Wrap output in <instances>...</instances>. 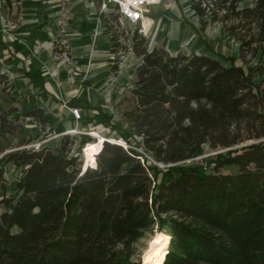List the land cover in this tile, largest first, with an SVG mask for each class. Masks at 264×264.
Here are the masks:
<instances>
[{
	"label": "trees",
	"instance_id": "1",
	"mask_svg": "<svg viewBox=\"0 0 264 264\" xmlns=\"http://www.w3.org/2000/svg\"><path fill=\"white\" fill-rule=\"evenodd\" d=\"M190 8L220 23L238 54L149 49L136 31L123 42L141 59L124 116L163 167L107 141L122 137L109 116L76 97L67 105L107 129L84 171L78 134L4 154L0 140V264H138L132 246L155 225L167 235L155 264H264V0H190ZM115 22L113 53L122 48ZM16 43L0 33L9 57ZM8 88L0 74L4 101ZM12 111L0 113V138L15 129ZM26 115L45 126L42 109ZM204 146L216 153L194 163ZM8 164L18 169L10 194Z\"/></svg>",
	"mask_w": 264,
	"mask_h": 264
},
{
	"label": "crops",
	"instance_id": "2",
	"mask_svg": "<svg viewBox=\"0 0 264 264\" xmlns=\"http://www.w3.org/2000/svg\"><path fill=\"white\" fill-rule=\"evenodd\" d=\"M100 5L101 0H0V14L13 26L9 32L17 39L18 47L12 57H9L5 48L0 51V74L9 79L12 95L21 101L27 98L31 105L29 110L42 109L45 125L48 118L56 115L50 128L73 129L77 120L71 114L66 118V112L62 110L65 104L70 107L67 104L72 98L86 100L91 106H97L107 99L101 93L105 91V87H99L104 86L107 81L105 74L113 52L108 16L100 11ZM161 5L162 3L152 7L154 13L157 9L162 10ZM186 9L194 16L193 19L185 18L188 13ZM202 19L191 10L190 0L181 9L171 8L160 17L154 16L157 44H147L148 48L159 46L175 53L173 49L178 44L186 48L185 45L190 40L191 43L195 41L193 46H189L190 50L192 47H200V53L210 55L201 48V40L207 39L198 26ZM1 27L0 21V29ZM58 37L67 40L70 57L65 58L55 52L52 44ZM6 39L13 41L9 37ZM56 53L57 57L53 56ZM54 57L63 61L57 63ZM64 60H71L69 63L74 65L72 67L79 70L75 81H81L80 86L84 88L82 96L75 95L77 85H72L65 75L51 76L54 74L51 73L53 68L58 73L65 68ZM140 61L132 51L125 50L114 70L112 84L129 83L134 78L135 67ZM80 112L81 115L90 114L87 109Z\"/></svg>",
	"mask_w": 264,
	"mask_h": 264
},
{
	"label": "rangeland",
	"instance_id": "3",
	"mask_svg": "<svg viewBox=\"0 0 264 264\" xmlns=\"http://www.w3.org/2000/svg\"><path fill=\"white\" fill-rule=\"evenodd\" d=\"M187 1L188 0H180V1L161 0L160 3H162L161 5L162 10L157 9L156 13H154L153 8H152V10L150 11V16L152 18H154V16L160 17L163 12H166V10H170L171 8H174L175 10L177 8L181 9V6L183 7L187 5ZM187 12H188L186 13L187 17L185 18L190 19V20L193 19L194 16L191 15L190 11H187ZM107 16L109 17V20L107 19V23H109V21L115 22V19L117 20L115 23L118 22V15L114 11H112V9H109V15ZM202 20L203 21L198 22V26L200 28L201 33L207 36V39L209 40V42H208V45H205L203 43L201 45L202 46L201 48L204 49V51L206 50L207 52H209L211 56H215L214 53L211 52L212 50H210L212 48H215L219 54L236 56L238 54V44L231 36H229L227 33L221 30L220 23L212 22L210 20L209 14L203 17ZM118 28L119 29H117L118 30L117 34L119 35V37H121L120 42H121L122 48L120 49L119 47L118 52L113 53L112 54L113 58L109 60L108 71H106L107 73L105 74V76H107L106 78L107 81L105 80L106 83L104 86L99 87V89L105 87L104 88L105 91L103 92L101 91V93H103L107 99L106 100L104 99L102 103H100L99 105L102 108V110L109 116L111 123L114 125V127L119 131L120 135L122 136V137L120 136L121 137L120 140L118 139H115V140L119 141L125 147H132L138 152H141V154H143L144 157H147L149 160L153 161L155 164L159 165L160 167H163V164L155 162L152 159V157L149 155V153L146 152L145 148L143 147L141 137H139L138 135L134 133L133 128L131 127V124L127 122L124 116V112L128 110L130 106H132L133 104L132 89L134 87L135 76L129 83H126L123 85H113L112 84V81L114 79L113 66L115 64L118 65L119 58L123 56V53H125L123 42L126 41V38L128 37L129 34L131 35L132 33L135 32L132 30L133 28L127 25L126 23H123V24L119 23ZM155 30H156V25L154 26V30L151 32V34L148 37H145L146 43L148 45H151L157 42ZM110 34H111V31H110ZM59 40H60V37L54 40L52 44L55 52L57 53L61 51L59 43H58ZM66 43H67V40H66ZM67 44H66L67 57H70L68 54L69 48ZM112 44L113 43H111V46ZM194 44H195V41L191 43V41L188 40L185 45L186 48H183L182 44L181 45L178 44V46H176L173 50L175 51V53L176 51H178V52L189 54L191 52H195V50H196V53H200V50H199L200 47L199 48L192 47V49L194 48V50L193 51L192 49L190 50L189 46L190 45L193 46ZM57 53L54 54L53 56L57 57ZM56 57H54V59L57 61V63L58 61L59 62L63 61L61 58H56ZM218 59L224 62L223 58L218 57ZM69 62H71V60L70 61L64 60L65 65L63 63L62 64L65 66V68L61 69L60 73H58V71L55 70V68H53L51 70V73L52 74L54 73L55 75L53 74L51 76H58V74H60V76L65 75V77L70 80L72 85L73 84L77 85V87L74 89L75 95L82 96L84 88L80 86L81 81L79 82L75 81L76 73L79 72V70L77 69V67H72L74 65H72V63H69ZM108 77H109V80H108ZM8 84L10 87L9 79H8ZM5 96L8 98L7 101H4L3 97L0 98V113L4 110H9L10 108L13 109L11 114L8 116V119L12 121L13 125L15 126V129L11 134L9 133L5 134L0 138L3 146L5 147L3 154L9 151L21 149V148L34 147L36 149V148H39L40 146H49L51 148H54L61 134L68 133V132L73 133V132H70V130H74L77 133H73V134H78L83 137V143H84L83 156H84V160L86 161L92 157V156L91 157L87 156L85 152L86 147L89 144L97 142L98 140V137L94 136L92 132H96L98 135L102 136L105 139L104 135L107 132V129L101 123V121H99V119L84 120L82 117L75 122V126L73 127V129L67 130V129L58 127L57 129H54L52 135L51 134L47 135L46 133L50 130L49 126L53 123L54 118H57L56 115H52L51 118H48V121H46V125L43 126L39 123L37 119L26 115V113L29 111L31 107L26 97H25L26 100L24 101L17 99L15 95H12V92L11 90H9V88H8V91H6ZM62 110L66 112V115H65L66 118H69L70 111L68 110L66 104L62 107ZM88 137L94 138V140L91 141L90 143L89 142L87 143L86 140ZM215 153H216L215 150L210 149L208 146H204L203 153L194 157L193 162L196 164H201V163L205 164L207 159ZM233 170L234 169L232 167L220 168L221 172H229ZM17 173H18V169H16L12 164H8L6 166L5 174H4V182L6 183L8 194L12 193L15 189L14 182H15ZM155 237H159L162 241L166 243V238H167L166 233L164 231H159L156 225L153 226V228L145 231L142 237L133 244L132 246V260L133 261H135L138 264H143L144 254L147 248L149 247L151 241ZM162 250H161V253H162Z\"/></svg>",
	"mask_w": 264,
	"mask_h": 264
},
{
	"label": "built area",
	"instance_id": "4",
	"mask_svg": "<svg viewBox=\"0 0 264 264\" xmlns=\"http://www.w3.org/2000/svg\"><path fill=\"white\" fill-rule=\"evenodd\" d=\"M160 1L161 0H102L100 11L105 15H109V9H112V11H114L118 15L119 23H126L133 28V31H136L139 35L145 38L151 34V30L154 26V20L150 16L151 8L159 4ZM0 21L2 25L0 33L5 38L9 37L15 40L16 38L9 32L13 26L9 22H6V18L2 14H0ZM109 23L114 24V22L112 21H109ZM128 37H130V34L128 35ZM58 43L61 49V52L59 53L63 57L68 58L66 50V40L61 37ZM67 108L75 120L81 118V112L79 108Z\"/></svg>",
	"mask_w": 264,
	"mask_h": 264
},
{
	"label": "bare ground",
	"instance_id": "5",
	"mask_svg": "<svg viewBox=\"0 0 264 264\" xmlns=\"http://www.w3.org/2000/svg\"><path fill=\"white\" fill-rule=\"evenodd\" d=\"M70 132L75 133L74 130H70ZM72 133V134H73ZM92 134L94 136L98 137L97 142H94L92 144H89L86 149L85 152L87 154L88 157H91L93 154H95V152H97V150L99 149V147L101 146V144L103 143V141L105 140L102 136L98 135L96 132H92ZM111 142H116L121 144L119 141L115 140V139H108ZM123 145V144H122ZM84 153V152H83ZM88 165V161L86 162ZM166 245V243L164 241H162L159 237H155L149 247L147 248L144 257H143V264H155L156 259L158 258V256L161 253L162 248H164Z\"/></svg>",
	"mask_w": 264,
	"mask_h": 264
},
{
	"label": "water",
	"instance_id": "6",
	"mask_svg": "<svg viewBox=\"0 0 264 264\" xmlns=\"http://www.w3.org/2000/svg\"><path fill=\"white\" fill-rule=\"evenodd\" d=\"M69 133V132H68ZM71 134V133H70ZM107 141H109V140H107ZM111 142V141H110ZM116 143V142H115ZM119 144V143H118ZM122 145V144H121ZM84 149V148H83ZM84 164H85V160H84V163H83V166H82V171H84L86 168H85V166H84Z\"/></svg>",
	"mask_w": 264,
	"mask_h": 264
}]
</instances>
